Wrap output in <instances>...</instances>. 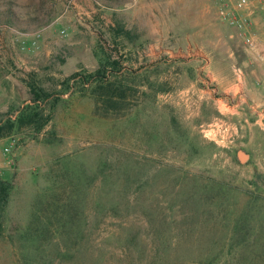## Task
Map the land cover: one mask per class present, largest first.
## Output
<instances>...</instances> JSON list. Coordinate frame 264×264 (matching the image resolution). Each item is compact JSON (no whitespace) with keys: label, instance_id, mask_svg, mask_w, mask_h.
Returning <instances> with one entry per match:
<instances>
[{"label":"rangeland","instance_id":"rangeland-1","mask_svg":"<svg viewBox=\"0 0 264 264\" xmlns=\"http://www.w3.org/2000/svg\"><path fill=\"white\" fill-rule=\"evenodd\" d=\"M77 1L0 0V112L28 102L29 82L57 92L69 74H93L68 70L93 54L120 63L101 84L121 80L125 90L111 107L95 78L71 80L40 131L3 140L19 175L3 177L13 200L0 264H264V104L247 96L250 71L263 70L215 0H170L171 31L149 68L130 63L147 46H127L133 32L114 19L129 0H80V11ZM220 37L233 54L219 45L213 59ZM70 184L82 196L80 221L65 232L77 240L60 223L38 229L53 189L66 198Z\"/></svg>","mask_w":264,"mask_h":264},{"label":"trees","instance_id":"trees-1","mask_svg":"<svg viewBox=\"0 0 264 264\" xmlns=\"http://www.w3.org/2000/svg\"><path fill=\"white\" fill-rule=\"evenodd\" d=\"M120 63L118 61H108L107 63H103L101 60L98 61V65L93 74L83 75L81 73L73 72L69 74L61 83L60 86H63L61 91L54 92L48 88L41 87L36 85V83L29 82L28 83V102L20 109L16 110L15 113L12 112H0V140H4L17 132L25 126L32 127L36 132L40 131L45 124L51 119V115L54 111L56 102L60 99V95L69 90L71 86V80L73 82L80 80L82 83H88L91 78H95L96 81L100 83L97 84V89L99 90V99L105 101V104L115 107V95L118 98H125V90L120 89V86L123 85L121 80L117 81H105L104 84L101 82L106 78L107 66L111 65L110 69L114 70V72H119L118 69L120 67ZM120 85V86H119ZM107 89V90H103ZM48 104V113L43 115V106L44 103L49 100ZM69 181H72L70 176H67ZM73 188H69V191L66 193V198L58 196L55 189L51 194L52 199L48 200L43 206L45 210H49L52 215H46L45 221H42V217H38V229L45 230L47 234H49V225L53 223H60L61 233L65 234L67 232L66 229L78 230V225L80 221L79 210L81 207L80 202L82 201V196L79 193V189H75L72 184H70ZM13 184L11 181L3 179L0 176V236L3 235L4 231V221L6 215V207L9 201L10 193L12 190ZM66 191H63L65 193ZM62 202H61V201ZM50 207V208H49ZM43 209H38V211H42ZM59 215V216H57ZM76 229H75V228ZM70 235V240H77L78 237L77 232H72ZM44 234L38 232V236L41 237ZM45 238V237H41ZM64 238V237H63ZM134 237H132L133 239ZM215 258V257H214ZM214 258L209 259L205 264H213ZM195 264H200L199 261L195 262Z\"/></svg>","mask_w":264,"mask_h":264},{"label":"crops","instance_id":"crops-1","mask_svg":"<svg viewBox=\"0 0 264 264\" xmlns=\"http://www.w3.org/2000/svg\"><path fill=\"white\" fill-rule=\"evenodd\" d=\"M155 1L156 0H129L128 4L126 3L125 4L126 6L120 9L119 11L115 12L114 15V19L118 23L120 22V18H125L124 21L121 22V24H124V28H131L133 32V36H132L133 39H131V41H127L126 43L127 46H129L130 48L140 45L147 46V52L145 55L137 56L133 54L134 59L130 60L131 64L135 62L140 63L141 60H145L146 63H148L144 66L145 68H149L150 67L148 66L149 63L155 61L156 55H158L157 53H159L160 47L162 48L165 44V37L168 36L171 31V29H169V26H165V21H164V16L169 14L171 15L170 6L168 5L170 3V0H162V2L167 3V6L158 5L157 7L155 6ZM74 5L76 11H80L85 7V3L80 0H78L77 3H74ZM215 10H216V5H215ZM208 11H209L208 8H203L202 14H205ZM215 12L217 13V10ZM157 15H161V17L157 18ZM253 20H254V27L257 29L259 38L264 41V36L261 33V28L263 23L261 22L258 10H256L255 14L253 15ZM167 21H169V16L167 17ZM221 22L225 23L223 21ZM230 28L233 29L232 27ZM207 30L210 31L213 36L216 35L217 30L215 29V27L207 26ZM213 44H214L213 45L214 49L212 51L214 57L213 59H218L219 55L216 53L217 48L219 45H224V44H226V46L228 47V50L226 52L227 56H232L233 53L229 52V43L227 40L220 37L218 39H215L213 41ZM261 47H262L263 59L256 61L259 62L260 70L263 71L262 72L254 71V70L250 71L251 72L250 75H252L254 82L253 83L250 82V86L247 89L248 98L251 99L256 105L264 104V80H262L260 82L261 84L259 85L255 84L258 82V80L262 79L260 73L264 75V43L263 45H261ZM154 48H156V50H154ZM92 52L93 51H91V53ZM97 64H98L97 57L96 55L93 54V56L89 61L82 62V65L78 63L73 64L72 66H69L68 70L78 71L81 68H87V70L92 71L94 68L97 67ZM134 71L138 72V70H134ZM67 74L68 72H66L65 70L62 73V75H66V76ZM3 142H4L3 140H0V176L3 178L4 175H8L9 173L12 172L13 174L12 177L15 179V177H17L19 174L14 169V167H11L12 161L9 158L5 157L7 154L5 152L3 153L4 147H1V144ZM8 161H10L11 163L10 162L8 163ZM12 200H13V187L6 207L5 220L7 218V212L9 210V205L12 202ZM5 222L6 221H4V223Z\"/></svg>","mask_w":264,"mask_h":264},{"label":"built area","instance_id":"built-area-1","mask_svg":"<svg viewBox=\"0 0 264 264\" xmlns=\"http://www.w3.org/2000/svg\"><path fill=\"white\" fill-rule=\"evenodd\" d=\"M215 3L219 19L234 29L251 58L262 60L261 45L264 41L259 38L257 29L254 27L253 15L256 10L259 11L263 23L261 33L264 36V0H215ZM63 32L61 30V33ZM39 35V33L35 35L32 44H35V40L38 39ZM3 151L8 153L9 147H4Z\"/></svg>","mask_w":264,"mask_h":264},{"label":"bare ground","instance_id":"bare-ground-1","mask_svg":"<svg viewBox=\"0 0 264 264\" xmlns=\"http://www.w3.org/2000/svg\"><path fill=\"white\" fill-rule=\"evenodd\" d=\"M239 156H240V158L243 160V159H245V155H243V154H239Z\"/></svg>","mask_w":264,"mask_h":264},{"label":"water","instance_id":"water-1","mask_svg":"<svg viewBox=\"0 0 264 264\" xmlns=\"http://www.w3.org/2000/svg\"><path fill=\"white\" fill-rule=\"evenodd\" d=\"M239 158H240V157H239ZM245 159H246V158H245ZM245 159H244V160H245ZM241 160H242V159H241Z\"/></svg>","mask_w":264,"mask_h":264}]
</instances>
